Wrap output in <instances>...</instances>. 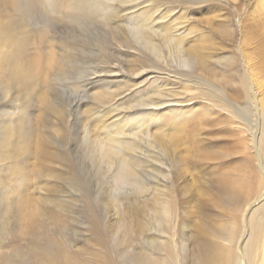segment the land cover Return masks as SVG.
Instances as JSON below:
<instances>
[{
    "label": "rangeland",
    "instance_id": "rangeland-1",
    "mask_svg": "<svg viewBox=\"0 0 264 264\" xmlns=\"http://www.w3.org/2000/svg\"><path fill=\"white\" fill-rule=\"evenodd\" d=\"M131 1L125 4L127 8L115 4L124 22L133 13H151L159 35L173 33L184 54L197 60L191 68H183L167 50L169 59L161 69L139 67L135 53L141 49L128 31L116 34L105 26L96 30L94 22L71 26L54 19L50 23L39 9L26 16L30 58L42 50L39 31L44 28L49 32L45 53L50 50L59 56L65 44L71 43L78 46L80 55L56 77L53 91L30 98L28 107L32 130L40 132L45 127L50 131V137H45L51 142L50 151L61 160L56 165L59 172L54 171L62 174L61 179L52 178L33 156L27 157L26 171H21L25 179H20L18 172L10 170L11 161L0 154V195L6 197L5 202L0 201V264H28L34 243L28 235L26 215L50 195L61 205L44 206L48 234L37 229L34 238L40 241L49 235L60 240L83 264H106L108 260L126 264L123 258L132 262L141 254L163 258L165 243L174 247L177 264H195L200 228L208 231L215 224L227 225L236 214L244 216L247 224L250 214L264 207L263 196L256 200L262 192L246 201L249 205L242 213L223 195L229 180L257 184L264 177V151L257 148L264 133V0ZM175 73L184 81H176ZM186 73L191 74L189 79L181 76ZM158 82L167 90V110L161 111V124L151 128L152 137L139 136V150L131 154L141 161L136 173L149 191L135 197L127 186H113L116 190H112V172L93 158L87 145L91 134L83 130L102 133L97 122L104 117L108 124L129 121L133 113L129 108L139 116L145 110L132 102ZM81 84L86 90L79 88ZM104 90H116L115 98L111 106L98 108L95 97ZM4 97H0V119L5 112L15 111L20 102L14 93ZM44 97L62 113L44 115ZM109 107L114 112L104 113ZM178 132L182 134L176 138ZM110 195L123 202L119 209L108 204ZM165 207H171L168 220L163 217ZM56 216L60 223L54 221ZM261 216L264 218V208ZM158 224L162 230L156 228ZM246 234L244 228L243 236Z\"/></svg>",
    "mask_w": 264,
    "mask_h": 264
},
{
    "label": "bare ground",
    "instance_id": "bare-ground-1",
    "mask_svg": "<svg viewBox=\"0 0 264 264\" xmlns=\"http://www.w3.org/2000/svg\"><path fill=\"white\" fill-rule=\"evenodd\" d=\"M131 2V0H0V97L5 95L4 99L6 100L10 93H14L20 99L15 111L5 112L0 119V154L4 153L5 158L11 161L10 170L18 172L22 176L20 179H25L21 171H26V159L31 156L36 158L38 165L50 172L52 178L61 179L62 174L54 173V171L59 172L56 165L61 160L50 151L51 142L45 137L46 135L50 137V131L45 127H42L40 132H34L32 130L28 107L30 106V98L36 99L43 92L47 94L48 92L51 93L55 86L56 77L68 64H71L70 62L74 58L80 55L78 46L71 43L65 44L62 49V54L59 56L50 50L45 53L43 50L49 47V43L47 42L49 32H47V28H44L39 31L41 39L39 45L42 50L38 52L35 58H30L28 54V45H30V34L28 33L30 31L28 30L29 22L27 20L29 17H26L29 12L31 13L33 10L39 9L48 15L49 22H56L58 20V22H67L71 26L94 22L96 24V30H100L99 28L103 29V26H105L116 34L122 31H128L136 45L141 49L136 51L135 59L140 64L139 67L145 68V70L150 68L161 69L162 64L169 59L165 54V50L171 53L169 55L170 58H174L178 63L181 62L183 68H191L197 62L195 58L184 54L180 39L173 33L164 32L161 36L159 35V30H155L158 27L156 28V21L152 18L151 13H142L137 16H133V13L132 17L124 22V15L120 14L115 4L120 3L125 6V4L130 5ZM132 10V7L128 9V11ZM54 19L56 21H53ZM98 26L100 27L98 28ZM97 72L99 73V71ZM141 73L143 71L141 72L140 70ZM170 76L168 74L166 78L169 79L171 78ZM181 76L189 79L191 74L186 73ZM173 77L176 81H184L180 79V73H175ZM185 81L190 83V80ZM158 83L159 85L162 84L160 82ZM158 83L156 85L154 84L155 86H152L151 89L145 91L146 96H139V99H137V96L135 97L136 100H134L136 103L132 102L136 108H144L145 111L140 113L139 116H135L134 110L129 108L130 111L128 112H133L129 114L132 116V118L130 116L131 119L129 121L116 122L115 120V122L111 121L112 123L108 124L104 121L106 117H102L103 119H98L97 122L98 127L103 130L102 133L99 134L94 128L95 131L92 130V132L87 131L85 133L86 129L83 130L84 134H91L89 141L86 136L85 139L87 140V145L93 158L99 164L105 166L107 171L112 172L113 184H110V188L112 189L113 186L118 189L124 186L130 187L135 197H141L149 190L146 189L145 183L141 180L142 178H139L136 173L141 161L138 160L140 162H137L136 158L131 156V154L136 155L139 150L138 147H140V144H137V142H141L139 136L148 134V137H150L149 132L151 133V128L158 127L161 124L162 120L160 118L163 115L161 111L167 104L164 102L166 100L165 92L167 90L164 84H162L163 86H157ZM80 87L86 90V85L81 84ZM101 93L96 95L94 106L97 105L98 108H100L99 106L103 108L106 104L111 106L115 98L116 90H104ZM212 94H209V96L212 97ZM44 107V115L46 113V116L54 113L60 114L61 110L55 109L47 97H44ZM110 108H107V111L104 113H113L114 111ZM115 111L118 112L117 109ZM107 115L105 114L103 116ZM180 117V115L174 116L176 120L180 119ZM181 134L178 132L175 137L178 138ZM257 141V148H261L264 151V133L261 137L259 136V140ZM151 148L153 147L151 146ZM91 154L89 153V156ZM260 157L258 154L257 158ZM261 166H264L262 165V161ZM23 180L19 182V187L23 185ZM112 190L110 194H112ZM260 192H262V195H260ZM223 195L228 201L235 204L237 212L241 211L242 213L249 205V203L246 204V201L251 200L256 195H260L256 200L260 198L262 200V196L264 197V177L258 180L257 184L255 182L250 183L249 180H229L228 186L223 187ZM51 196L45 197V201L42 204L30 210L26 215L30 220L27 228L28 235L33 238L34 243L32 251L30 249L31 254L27 262L28 264H83L80 262L79 255L70 253L60 240L49 235L43 237L40 241L34 238L37 229H42L41 233L44 235L48 234L46 223L43 221L45 209L48 204L53 206L57 204L61 205L56 198ZM117 197H112V195L107 197L108 204L113 206L115 210L120 208V204H123V202H119ZM1 200L5 202L6 197L3 195L1 198L0 195ZM124 201H128L127 198ZM242 203H244L243 206H240ZM44 206H46L45 209ZM263 208L260 211L258 210V213L254 215L250 214L251 217L248 219L247 224L244 221V216L241 217V215L236 214L231 217L232 220L230 222L227 221V225L215 224L214 226H210V230L208 231L200 228L198 232L199 245L195 264H264V218L261 216ZM3 211L5 215L6 210ZM18 212L20 213V210ZM14 213L17 214V212ZM170 213L171 207H165L163 217L168 220ZM159 215L160 213L157 211L155 218L158 219ZM54 221L60 223V218L56 216ZM161 226L158 224L156 228L162 230L163 226ZM244 228L247 230L246 236H243ZM2 230L3 228L0 226V236ZM164 245L162 249L166 255L163 258L151 259V256L149 258L148 255L144 254L145 256H142L141 254L135 258L133 257L134 260L132 262H128L130 260L127 258H123V261L126 260L124 261L126 264H177V261H175L177 260L175 259V252L173 251L174 247H170V244L165 247ZM144 250L147 251V246ZM27 253L29 255V252ZM112 261L108 260L106 264H114Z\"/></svg>",
    "mask_w": 264,
    "mask_h": 264
}]
</instances>
